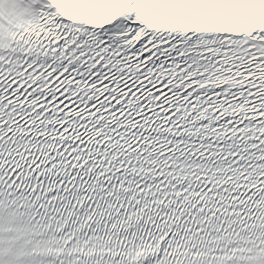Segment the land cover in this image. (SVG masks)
Segmentation results:
<instances>
[{
  "label": "snow or ice",
  "instance_id": "6c2138e0",
  "mask_svg": "<svg viewBox=\"0 0 264 264\" xmlns=\"http://www.w3.org/2000/svg\"><path fill=\"white\" fill-rule=\"evenodd\" d=\"M0 264H264V0H0Z\"/></svg>",
  "mask_w": 264,
  "mask_h": 264
}]
</instances>
